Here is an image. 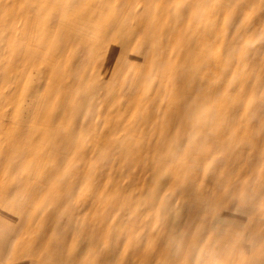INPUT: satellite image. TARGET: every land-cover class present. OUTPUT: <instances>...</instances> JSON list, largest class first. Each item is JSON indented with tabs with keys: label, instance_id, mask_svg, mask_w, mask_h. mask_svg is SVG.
Here are the masks:
<instances>
[{
	"label": "rangeland",
	"instance_id": "1",
	"mask_svg": "<svg viewBox=\"0 0 264 264\" xmlns=\"http://www.w3.org/2000/svg\"><path fill=\"white\" fill-rule=\"evenodd\" d=\"M208 1H216L210 18L221 30L215 34L216 28L207 27L209 39L200 42L191 25L203 17L200 7L210 6ZM0 2V154H15L14 147L27 137L34 142L24 140L16 154L26 152L33 159L76 129L66 159L72 181L54 182L37 197L36 229L23 237V246L7 264L32 258L30 251L41 242V264H69L64 248L72 256L82 252L76 264H99L107 252L113 264H190L193 252L195 264H201L205 254L210 264H264V219L256 216L264 208V196L245 211L243 204L233 206L236 197L229 195V184L218 191L229 168L252 182V174L246 175L248 166L253 157H264L257 143L260 129L254 130V121L248 119L249 101L264 93V26L247 33L246 41L254 45L251 52L235 42L249 26L252 10L237 15L241 5L230 0H207L186 17L171 0ZM220 3L229 6L213 15ZM144 4L149 5V15L136 13ZM118 5L131 16L122 21L124 32L110 35L104 25ZM262 9L264 0H255L254 18ZM175 10V16L165 15ZM89 11L97 14L95 26L85 24ZM173 28L176 33L170 39L154 38ZM213 42L221 46L215 50ZM200 76L207 78L198 81ZM182 94L191 98L185 102ZM241 100L243 108L230 123ZM164 109L170 113L163 115ZM193 111L200 118L195 124L188 120ZM186 134L188 140L178 152ZM194 144L198 151L193 155ZM94 148L105 149L107 157L120 162L85 163L76 157ZM220 161L225 167L216 173ZM118 166L121 175L113 180L117 189L104 213L95 216L103 184L109 186V172ZM84 169L101 185L89 187L85 178L74 174ZM261 175L257 170V185ZM18 178L7 170L5 188ZM77 180L81 191L72 196ZM205 189L212 192L207 204ZM28 217L20 216L19 237ZM66 221L73 222L70 238Z\"/></svg>",
	"mask_w": 264,
	"mask_h": 264
},
{
	"label": "snow or ice",
	"instance_id": "2",
	"mask_svg": "<svg viewBox=\"0 0 264 264\" xmlns=\"http://www.w3.org/2000/svg\"><path fill=\"white\" fill-rule=\"evenodd\" d=\"M110 2L120 4L121 0H110ZM204 2L205 0H171L172 5L180 10L185 17L195 5ZM231 2L239 3L241 5L240 12L237 13V15L242 14L243 16L246 10H252L248 17L249 26L239 33L235 41L237 45L243 47L246 51L251 52L254 45L250 41H246L245 37L247 33L252 32L257 26H264V9L261 10L259 16H255L254 18L255 0H230V3ZM228 6V4L220 3L217 12L213 13V15L222 14L224 9ZM56 19L57 18H53V26H55ZM216 27H218V25ZM127 43L130 45L132 41L129 40ZM36 91L38 92L39 88ZM249 104L251 105V111L248 115V119L254 121V130L257 128L260 129L261 139L257 141V143L264 148V93H262L261 97L250 100ZM242 108L243 100L233 108L229 116L230 123L235 120ZM199 119L200 118L195 111L188 113V120L191 124L198 123ZM75 134L76 129L74 128L67 137L53 144L43 155L33 157L31 162H28L26 157L15 159L6 152L0 154V195L3 196V202L0 203V261H4L5 264H7V261L16 253L17 245L20 242L19 229L17 227V224L20 221V216L26 214L37 197L44 196L52 188L54 182L67 184L72 181L73 174L66 166V159L68 156V149L72 146V140L74 139ZM22 138L23 132L18 140ZM187 140L188 136L186 134L184 140L177 149L178 152L183 151L184 143H186ZM197 151L198 145L194 144L191 152L194 155ZM223 167H225L224 162H218L214 172L218 173ZM9 169L13 175L18 176L19 178L10 189H7L4 186V176ZM257 170L262 173L260 176L261 183L259 185L256 184ZM248 172L253 176L252 182L250 183L246 182L242 177L237 176L234 167L229 168L223 177L221 187L218 188V191H221L224 184H229L232 188V192H230L229 195H234L236 197L233 206L235 207L238 204H243L245 206V211L252 209V207L258 203L260 197L264 196V157H261L260 159L253 157L252 163L248 166ZM192 187L194 189L195 185ZM79 191H81L80 181L77 180L75 185H73L72 196H75ZM193 194L195 195V193ZM67 199L68 197L65 196L64 202H66ZM211 199L212 192L205 189L203 193V202L205 204L210 203ZM61 206H63V202L61 203ZM256 216L258 220L264 219V208L260 209L256 213ZM66 223L69 226L68 238H70L73 229V222L66 221ZM202 242L203 241L201 240V243ZM249 251L253 252V249H249ZM63 252L66 257H70L69 264H76V261L79 260L82 253L80 251L75 256H72L70 250L67 248H64ZM196 259L197 258L193 252L190 264H195ZM210 260L211 257L208 254H205V257L201 260V264H210ZM99 264H113L112 253H105L101 257Z\"/></svg>",
	"mask_w": 264,
	"mask_h": 264
},
{
	"label": "crops",
	"instance_id": "3",
	"mask_svg": "<svg viewBox=\"0 0 264 264\" xmlns=\"http://www.w3.org/2000/svg\"><path fill=\"white\" fill-rule=\"evenodd\" d=\"M64 120V119H63ZM61 121H59V123H60ZM76 124H78V122H75ZM58 126V125H57ZM56 126V127H57ZM59 138V137H58ZM24 140H26V141H28V142H33V141H30V140H27V137L26 138H23ZM30 139H32V138H30ZM21 141L18 145H16L15 147H14V149H16V152L19 150V149H21V147L22 146H24L25 145V142L26 141ZM34 140V139H33ZM54 143V142H53ZM22 149H24V147L22 148ZM16 152H15V154H13L12 152L9 154L10 156H12V157H14L15 159H20V158H27V161L29 162L30 160L32 161V159H29V157L27 156V153L26 152H21V153H19V156H17V154H16ZM69 153V152H68ZM17 156V157H16ZM79 160H81V161H83V162H91V161H95V162H103V161H112L113 162V165L114 166H116V164L117 163H119L120 161H117L116 160V158H111V157H107L106 156V153H105V149H103V148H94V150L93 151H90L89 153H86V155L85 156H82V157H78V156H76ZM241 160H242V158H240V157H237V158H235V161L236 162H240L241 163ZM240 163H237L236 164V167H240ZM238 165V166H237ZM120 166V165H119ZM119 166H118V168L116 169H114L113 170V173H112V171L111 172H109L110 173V179H111V182H110V184H109V186L106 188V182H104V184H103V187H105L104 189H105V191L104 192H102L101 194H99L98 195V204L95 206V208L93 209L94 211H93V215H95V216H97L98 215V217H100L103 213H104V210L106 209V207H107V205H108V202H109V199H110V195H111V192H115L116 191V189H117V185L115 184V183H113V180H114V178H116L117 176H119V175H121V170H120V168H119ZM248 170V169H247ZM238 172H239V170H238ZM248 172V171H247ZM74 174H78L79 176H81L82 178H85L86 179V181L89 183V187H92V185H94V186H99V185H101V181H96V179H93V178H90V174L91 173H89L88 171H85V169L84 170H81V171H78L77 173L76 172H74ZM247 174H249V172L247 173ZM106 192H109L106 196H107V199L106 200H102V198H103V196H104V194L106 193ZM100 196V197H99ZM33 206L34 205H32V207L26 212L28 215H29V217H28V220L26 221V223H25V225H24V228H23V230H22V232H21V236L19 237V244L17 245V247H18V249L20 248V247H22L23 246V237L24 236H26V235H28V234H30L31 232H33V231H35V229H36V225H37V223H36V210H34V208H33ZM35 224V225H34ZM116 242H117V239H115L114 240V244L115 245H117L116 244ZM40 245H42V242L39 244V246L37 247H35V248H33L32 249V251H30V253L31 254H33V256H32V258H29V259H27V260H24V261H21V263H19V264H41L40 263V261H39V259L37 258L38 256V254L40 253ZM16 256V255H15ZM14 256V257H15ZM13 257V256H12ZM11 257V258H12ZM10 258V259H11ZM9 259V260H10Z\"/></svg>",
	"mask_w": 264,
	"mask_h": 264
},
{
	"label": "bare ground",
	"instance_id": "4",
	"mask_svg": "<svg viewBox=\"0 0 264 264\" xmlns=\"http://www.w3.org/2000/svg\"><path fill=\"white\" fill-rule=\"evenodd\" d=\"M208 2H211V3H208L210 6H206V5H202L201 7H200V10H201V12H202V14H204L203 15V17L200 15L199 16V18L197 19L196 18V20L195 21H197V22H195V23H193L191 26L193 27V26H195V29H197L198 30V35H197V39L198 40H200V42L202 41H207V39H209V31H207V27H210V29H214V28H216V31H214V32H216L215 34H218L219 32H220V28H219V30H218V28L217 27H214L215 26V21H213L211 18H210V16H211V14H212V7L214 6V3H216V1L215 2H213V1H208ZM136 3H138V2H136ZM205 4H207V0H205ZM145 6V8H144V10L143 11H141V9H138L137 11H136V13H138V14H142L143 13V15L144 14H148L149 15V12H150V9L148 8L149 7V5L148 4H144ZM0 6H1V2H0ZM126 7H124V6H122V5H118V7H117V9L115 10V13H114V17L113 18H109L108 19V24H106V25H104L105 26V28L109 31V32H111L110 33V35H113V34H115V33H117L118 31L120 32V30L121 31H123V29H122V21H124V20H126L125 19V17L127 16V18L129 17V16H131V15H129L126 11H127V9H125ZM175 13H176V10L173 12V13H169V11H166L165 12V15H168V16H175ZM135 15V14H134ZM86 16H87V21L85 22V24H87V25H89V26H95V23H93V21H95L93 18L94 17H96L97 16V14H95V12L94 11H89V14H86ZM124 16V17H123ZM167 16V17H168ZM123 18V19H122ZM213 22V23H212ZM103 25H101V27H102ZM204 26H206V28H203ZM3 28L1 27V25H0V31L2 30ZM203 29H204V31H203ZM70 30H72V31H74V32H76V33H80V32H82L81 30H74L73 29V27L71 28L70 27ZM126 29H124V31H125ZM123 31V32H124ZM175 31V32H174ZM122 32V33H123ZM206 32V33H205ZM176 33V29H168L167 31H166V33L164 34V35H162V36H160V34H158V35H155L154 36V38H157V37H160V38H164L163 40H166V37H168V39H170L174 34ZM215 37H216V35H214ZM213 45H214V47H213V49L215 48V50H217V48H219L221 45L219 44V43H215V42H213ZM262 48H263V50H264V42L262 43ZM258 47H260V46H258ZM215 50H213V51H215ZM254 52H257V51H254ZM179 54L181 55L182 54V52H179ZM196 61V60H195ZM200 64V61H196V65H199ZM239 64L242 66V64H243V62H239ZM204 68V70H206V69H208V67L206 66V65H201V69H203ZM242 68V67H241ZM203 78H207V77H204V76H200V78L198 77V81H203L204 79ZM209 80L211 81L212 79H213V77L212 76H209ZM227 78L228 79H233L234 77L233 76H227ZM183 95V94H182ZM183 98L185 99L184 101L186 102V100H188V99H190L191 97H190V95H188V96H186L185 94L183 95ZM181 100H182V96H181ZM186 105V104H185ZM187 106V105H186ZM170 108V107H169ZM187 108H188V106H187ZM189 110V109H188ZM196 110H198V111H200V106H196ZM165 112H169L170 113V109H164L163 111H162V114L163 113H165ZM32 113V111L30 112V114ZM164 115V114H163ZM70 116H72V115H70ZM37 121V120H36ZM75 121V120H74ZM76 124V123H75ZM131 125L133 126V125H135V121H132V123H131ZM27 140H30V141H33L34 142V140L33 139H27ZM151 145H155V143H150Z\"/></svg>",
	"mask_w": 264,
	"mask_h": 264
}]
</instances>
